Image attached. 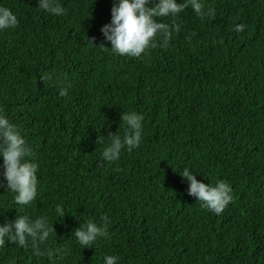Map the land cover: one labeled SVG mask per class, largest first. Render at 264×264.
Returning <instances> with one entry per match:
<instances>
[{"label":"trees","instance_id":"obj_1","mask_svg":"<svg viewBox=\"0 0 264 264\" xmlns=\"http://www.w3.org/2000/svg\"><path fill=\"white\" fill-rule=\"evenodd\" d=\"M60 2L66 15L0 0L19 19L0 31V111L39 165L29 204L0 187V222L46 215L55 229L40 255L31 241L6 242L0 264H103L106 254L119 264H264V0H201L212 15L188 6L157 18L172 28L168 43L158 36L140 57L100 47H111L101 29L114 0ZM132 110L145 117L142 143L105 161L103 137L123 136L120 114ZM184 167L230 183L220 214L188 194ZM83 218L107 223L110 238L84 248L74 234Z\"/></svg>","mask_w":264,"mask_h":264},{"label":"clouds","instance_id":"obj_2","mask_svg":"<svg viewBox=\"0 0 264 264\" xmlns=\"http://www.w3.org/2000/svg\"><path fill=\"white\" fill-rule=\"evenodd\" d=\"M38 7L53 15H66V8L60 0H37ZM191 6L196 14L200 16L212 15L213 9L205 10L201 0H114L111 9V22L105 24L101 31L111 47L102 43L100 47L109 49L114 54L140 57L156 46L157 37L163 36V45L168 43L172 28L169 24L162 22L161 17L178 16L185 8ZM19 24L17 15L11 8L0 5V31L14 28ZM179 29V25L175 26ZM244 25H237V30H242ZM95 39V38H93ZM91 44L92 42L89 41ZM93 45V44H92ZM162 45V46H163ZM98 47V48H100ZM45 74L42 79H50ZM68 87H61L60 96H67ZM121 122L126 126L124 135L119 132L108 134L104 138L107 146L104 147L102 157L107 162H116L120 159L122 150L126 147L131 150L140 146L144 135V115L138 111H124L120 114ZM33 149L27 137L19 127L13 123L3 111H0V158H2L3 177L6 191L15 193L14 200L17 204L27 205L38 195V169L35 160L30 159ZM196 172L189 167H184L179 175L189 184L188 194L194 196L201 202V206L220 214L233 200V189L230 183L219 180L215 184L205 183L197 179ZM56 212L62 218L65 210L62 204L56 205ZM104 221L108 217L104 216ZM55 232L53 224L49 222L46 215L31 218L27 215H18L14 220L0 222V247L6 242H14L20 246L32 247L37 255L41 254L39 244L47 241L49 236ZM75 237L84 248H90L98 239L108 237L107 223L98 224L93 219L83 218V222L75 229ZM55 253L63 255L62 248L55 249ZM48 255L54 259L53 251ZM119 256L106 254L103 264H119Z\"/></svg>","mask_w":264,"mask_h":264}]
</instances>
